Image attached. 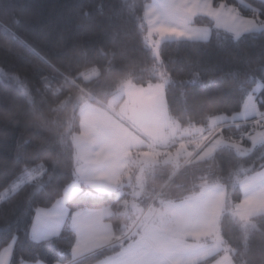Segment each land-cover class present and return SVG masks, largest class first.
Instances as JSON below:
<instances>
[{
  "label": "snow or ice",
  "instance_id": "obj_1",
  "mask_svg": "<svg viewBox=\"0 0 264 264\" xmlns=\"http://www.w3.org/2000/svg\"><path fill=\"white\" fill-rule=\"evenodd\" d=\"M139 19L142 42L151 58L150 67L145 69L149 77L146 84L137 86L128 73L121 81L122 91L142 97L149 111L169 126L172 121L167 113L177 94L182 97L184 111L189 95L214 98L215 110L206 113L199 126L202 139L208 141L200 159L219 170L201 174V183L193 185L179 201H161L162 208L146 217L140 231L130 234L105 223L104 217L112 214L109 208L93 211L97 201L119 199L118 177H95L86 164L79 163V157L62 171L46 161L44 149L36 145L31 154L16 156L14 163L20 167L4 185L5 194L19 198L24 212L22 229L4 225L9 237L2 245L0 264H9L7 257L14 255L17 245L23 247L20 231L30 257L22 254L13 264H65L60 259L61 245L70 251L67 264H88L82 258L90 256L102 257L94 264H235L238 250L222 239L218 227L221 216L227 210L245 232L249 225L256 227V217L264 216V64L247 70L243 78L223 73L216 80L201 78L199 86L189 90L197 81L175 79L161 48L162 42L207 45L213 37L232 43L258 34L264 37V0H240L239 5L229 0H153L145 5ZM25 47L39 60L32 68L39 75L37 84L29 87L27 77L21 79L18 72L9 73L4 68H0V76L22 90L28 107L42 103L47 94H56L78 75L85 79L98 75L96 66L87 74H74L60 67L63 61L58 58L41 55L30 44L25 43ZM97 50L108 55L103 48ZM83 56L87 59V50ZM105 66L116 70L110 57ZM213 67L219 71L220 62ZM225 84L230 87L225 88ZM19 101L7 87L0 89V113L12 114ZM11 123L0 126L10 127ZM97 179L105 182L97 183ZM82 181L94 191L84 189ZM81 196L91 197L92 204L79 202Z\"/></svg>",
  "mask_w": 264,
  "mask_h": 264
},
{
  "label": "trees",
  "instance_id": "obj_2",
  "mask_svg": "<svg viewBox=\"0 0 264 264\" xmlns=\"http://www.w3.org/2000/svg\"><path fill=\"white\" fill-rule=\"evenodd\" d=\"M229 2L239 5L240 0ZM151 3L152 0H0V68L9 73L18 72L21 79L27 77L29 87L36 85L39 75L32 68L39 64V60L25 47L27 43L41 55L63 61L60 67L74 74L88 72L93 66L99 71V76L90 82L78 75L64 83L59 92L47 94L42 103L33 107L23 103L25 98L20 88L0 76V89L7 87L21 99L20 106L14 107L12 114L0 113V124L12 122L10 127L0 126V195L6 191L5 183L20 167L14 163L17 155L31 154L38 145L44 149L42 154L46 161L67 171L76 158L74 138L82 131L81 108L86 103L99 108L107 107L118 94L121 81L128 73L132 74L135 85L147 83L149 72L145 69L150 67L151 58L142 42L139 18L143 17L145 5ZM99 48H103L108 55H102L97 50ZM161 48L163 60L175 79L197 81L188 86L189 90L198 87L201 78L216 80L220 73L243 78L247 70L259 69L264 64V37L259 34L239 43L213 37L207 45L178 46L163 42ZM86 50L87 59L83 56ZM109 57L116 70H107L105 61ZM218 61L219 71L213 67ZM224 87L228 88L230 84ZM180 99L182 97L177 94L169 113L184 128L200 126L205 114L214 111L217 106L214 98L189 95L187 111H184ZM196 158L190 161L183 159L179 168L166 165L147 174L138 188L141 213L150 206L156 208L160 201H179L193 185L201 183L198 179L201 174L219 170L215 164ZM81 186L92 191L85 184ZM129 199L131 196L97 201L93 210L110 208L113 211L110 221L119 231L125 229V223L130 226L138 219V216L130 220L122 215L124 203ZM84 201L92 204L91 197L81 196L79 202ZM72 203L70 200L69 204ZM23 212L19 198L11 197L0 203V252L9 237L4 225L10 224L13 230L22 229ZM254 223L256 227L253 229L249 225L245 232L241 222L227 210L220 218L219 229L223 240L238 250L234 254L235 264H264V216L256 217ZM19 235L23 247L17 245L10 264L22 254L30 257L23 232L20 231ZM60 247V259L67 264L71 259L70 251L66 245ZM100 258L90 256L83 259L88 264H94ZM207 264H212V261Z\"/></svg>",
  "mask_w": 264,
  "mask_h": 264
},
{
  "label": "rangeland",
  "instance_id": "obj_3",
  "mask_svg": "<svg viewBox=\"0 0 264 264\" xmlns=\"http://www.w3.org/2000/svg\"><path fill=\"white\" fill-rule=\"evenodd\" d=\"M88 72H85V74ZM98 76L99 71L98 75L91 79H85L84 76H81V78L86 82H90ZM122 104L124 106L119 110L118 108ZM109 105L113 111H110L107 107L101 108L103 110L100 112L101 119L106 122L105 125L101 124V127H98L97 121L93 120V115L89 113L88 108H83L82 116L80 117H82L81 125L84 135L82 138H77V140L75 137L74 142L76 148L81 151L79 161L83 157V149L81 147L83 142L87 141L86 139H89L93 134L98 133V135H95L97 143L107 146V149L103 148L100 151V156H106L105 160L111 164V170L107 169L110 172V176L113 179L120 177L118 185L119 197L131 196V199L124 203L125 209L122 215L130 220L136 219L138 216V219L133 221L130 226L128 223L124 224V228L131 234L140 231L146 217L162 208L160 201L156 208L150 206L148 210L141 213L138 188L142 179L162 166L171 165L173 168H179L180 159L189 158L193 155L190 150L187 151L190 144L186 143V141L193 138V136H197V134L202 136V133L199 132V126L182 127L168 111L167 116L172 121L169 126V123L149 111V106L142 97L134 92L130 95L122 91L121 86L118 94L111 100ZM96 115L98 116V114ZM159 132L165 134L159 140H155V136L160 135ZM148 139H151V141ZM168 142L180 143L177 148L169 150L163 147V144ZM207 143L208 141L201 138L200 143L196 145V147L200 146V155ZM125 145H131V147L125 149ZM182 145L186 147L182 148ZM189 152L192 154L188 155ZM200 155H198L196 160H202ZM76 157H78L77 153ZM97 183L101 182L98 181ZM5 192L1 194L4 195V200H0V203L12 197L11 194H5ZM110 211L113 214L111 209ZM105 223H109L115 228V224L112 220L110 221V218ZM208 243L209 245L212 243L210 238ZM10 257L11 255L7 257L9 262Z\"/></svg>",
  "mask_w": 264,
  "mask_h": 264
},
{
  "label": "crops",
  "instance_id": "obj_4",
  "mask_svg": "<svg viewBox=\"0 0 264 264\" xmlns=\"http://www.w3.org/2000/svg\"><path fill=\"white\" fill-rule=\"evenodd\" d=\"M152 2H153V0H152ZM123 106H124L123 104L120 105L118 109L119 110L122 109ZM83 108H85V109L88 108L87 110H89V113L91 115H93V120L97 121L98 127H101V124L102 125L106 124V122L101 119L100 112L103 111L101 108H99L97 106H94L91 103H86L80 110V116H82ZM107 108L110 111H113V109L111 108V106L109 104H108ZM96 114H98V116ZM81 123H82V117H81ZM81 127H82V125H81ZM159 134L160 135L155 136V140H159L160 137L164 136L165 133L159 132ZM83 135H84V130H83V127H82L81 133L79 135L75 136L76 140H77V138H82ZM95 135H98V133L97 134H93L89 139H86L87 141L83 142V145L81 146L82 149H83V157L81 158L79 163L81 165H85L86 164V166L89 169L90 173L92 175H94L95 177H97V178L102 177V176H106V175L110 176V172L107 169L111 170V168H112L111 164L108 161L105 160L106 156H100V151L103 150V148L107 149V146L102 145L99 142L97 143ZM98 138H99V136H98ZM201 138H202V136L197 134V136H195V137L193 136V138H191L190 140L186 141V143L190 144V146L188 147L187 151L190 150L193 153V155L190 156L189 158L180 159V163H181V161L183 159H187L188 161H190L191 159H193L194 155L197 154V153H198L196 155L197 157H198V155H200V146L198 145L197 147H199V148H197L196 145L200 143V139ZM148 140L151 141V139H148ZM179 143L180 142H168L166 144H163L164 145L163 147L165 149L173 150V149H175V148H177L179 146ZM76 153H77V156L80 158L81 151H79L78 148H76ZM118 178H120V177H118ZM98 181L103 183L104 180L97 179L96 182H98ZM82 184H85V185H87L88 187L91 188V185H89L87 183H84L83 181L81 182V185ZM101 210H93V211H101ZM112 215L111 216H105L104 217V221H106L109 218H111ZM10 259H11V257H10ZM9 264H10V262H9Z\"/></svg>",
  "mask_w": 264,
  "mask_h": 264
}]
</instances>
